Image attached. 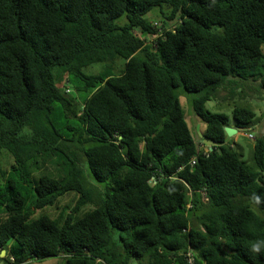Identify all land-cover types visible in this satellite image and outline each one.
<instances>
[{"label":"trees","instance_id":"obj_1","mask_svg":"<svg viewBox=\"0 0 264 264\" xmlns=\"http://www.w3.org/2000/svg\"><path fill=\"white\" fill-rule=\"evenodd\" d=\"M262 46L264 0H0V261L264 264V132L249 166L205 108L244 71L264 91Z\"/></svg>","mask_w":264,"mask_h":264},{"label":"rangeland","instance_id":"obj_2","mask_svg":"<svg viewBox=\"0 0 264 264\" xmlns=\"http://www.w3.org/2000/svg\"><path fill=\"white\" fill-rule=\"evenodd\" d=\"M151 13V14H150ZM147 17L148 19L151 18L154 21H158L157 17H159L158 11L154 10L151 11ZM150 15V16H149ZM148 41H151L152 39L150 37L145 38ZM262 51L264 55V46H262ZM121 65L123 68V61L120 59L116 60V64ZM264 64V61H263ZM100 65L99 64H94L91 65L87 68L84 69V72L86 74H91L94 72H100ZM121 67L118 66L114 71H108V74L110 73L112 76L114 74H118L120 72ZM242 75L246 80H243L239 78V83L243 84V81H247V84L243 86H246L244 88L240 87L241 85H235L231 87V92L229 93V97L226 99H223L221 101V98H225L227 96L228 88H226V91L221 92L219 95V98L217 100L211 99L209 102L205 104V108L212 112V113H223L226 114L230 118V126L232 125L231 121V111L233 107L235 106H243L251 109L254 114V120L253 122L254 125L249 127V128H244V129H237L238 133L237 135L233 136L232 138H227L228 143L236 150L240 151L243 155L242 160L249 166L252 165V152H253V145H254V140L257 137L262 136L264 132V91H261L260 88L258 87L257 89L255 88L257 84L251 83L250 85H254V88H249L247 87L249 82L248 81H259V77H252V74H255L253 71H244L241 72ZM238 80V79H237ZM71 91L72 94L78 98L80 104H82L83 100L86 99L88 94L82 93L77 91L75 88L78 84L76 80H71ZM244 90L243 92H241ZM176 93L178 95V100L180 107L182 109L185 121L190 129V132L194 135L197 134L199 137V133L202 134L203 130V124L198 120V118L195 116V113L192 109L191 101L194 97L193 94L186 93L182 89L178 88L176 90ZM198 128V132H197ZM195 137V136H194ZM199 139V138H198ZM198 143V148L200 150H205V147H201V143L196 140ZM9 161V155L5 152L0 153V170H4L5 166L7 165ZM83 173H84V178L86 180L87 184H95L98 187H101L102 189L104 188L103 183H97L91 179L89 176V173L87 171V168L85 166L82 167ZM39 216V214H36L35 217ZM29 264H64V260L60 258H48L45 260H41L38 262H30Z\"/></svg>","mask_w":264,"mask_h":264},{"label":"water","instance_id":"obj_3","mask_svg":"<svg viewBox=\"0 0 264 264\" xmlns=\"http://www.w3.org/2000/svg\"><path fill=\"white\" fill-rule=\"evenodd\" d=\"M197 131H198V128H197ZM224 133H225V135H226L227 138H232L238 132H237V129H235L233 127H224ZM198 134H199V138H202L203 139V136L200 133H198ZM203 143L206 146L210 147V152L212 151V148L211 147L215 146V143L214 142L208 141L206 139H203ZM11 242H12V239H9L6 244L9 245ZM4 256H5V251H1L0 258L2 259ZM0 264H4V262L3 261H0Z\"/></svg>","mask_w":264,"mask_h":264},{"label":"clouds","instance_id":"obj_4","mask_svg":"<svg viewBox=\"0 0 264 264\" xmlns=\"http://www.w3.org/2000/svg\"><path fill=\"white\" fill-rule=\"evenodd\" d=\"M147 37H149V36H147ZM151 38V37H150ZM228 127H233L232 125L231 126H228ZM234 128V127H233ZM236 129V128H235ZM238 131V130H237ZM198 132V131H197ZM199 133V132H198ZM201 134V133H200ZM202 135V134H201ZM237 135V134H236ZM199 138V137H198ZM200 139V143H201V147L203 146V147H205L206 145L203 143V139H205L204 137H203V139L202 138H199ZM206 149L205 150H201V152L203 153V155L204 154H206L207 152H210V147H208V146H206L205 147ZM212 148V147H211ZM199 150H200V148H198ZM193 159L194 158H192V161H193ZM188 207H189V205H188ZM192 252V251H191ZM192 254H193V258H194V253L192 252ZM186 255V254H185ZM185 255H184V257H185ZM5 257V256H4ZM3 257V258H4ZM12 258H9L8 260H9V262L10 263H12L13 262V260H11ZM194 261H195V259H194ZM186 262V261H185ZM5 264V263H4ZM196 264V263H195Z\"/></svg>","mask_w":264,"mask_h":264},{"label":"built area","instance_id":"obj_5","mask_svg":"<svg viewBox=\"0 0 264 264\" xmlns=\"http://www.w3.org/2000/svg\"><path fill=\"white\" fill-rule=\"evenodd\" d=\"M185 261H186V264H195V261H194V258H193V254H192L191 251H188L186 253V255H185Z\"/></svg>","mask_w":264,"mask_h":264}]
</instances>
